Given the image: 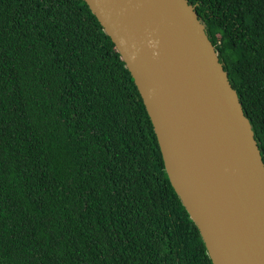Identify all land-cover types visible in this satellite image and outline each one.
<instances>
[{
  "label": "trees",
  "instance_id": "1",
  "mask_svg": "<svg viewBox=\"0 0 264 264\" xmlns=\"http://www.w3.org/2000/svg\"><path fill=\"white\" fill-rule=\"evenodd\" d=\"M264 163V0H188ZM0 264H212L84 0H0Z\"/></svg>",
  "mask_w": 264,
  "mask_h": 264
},
{
  "label": "water",
  "instance_id": "2",
  "mask_svg": "<svg viewBox=\"0 0 264 264\" xmlns=\"http://www.w3.org/2000/svg\"><path fill=\"white\" fill-rule=\"evenodd\" d=\"M84 2L134 81L211 263L264 264V163L195 5Z\"/></svg>",
  "mask_w": 264,
  "mask_h": 264
}]
</instances>
